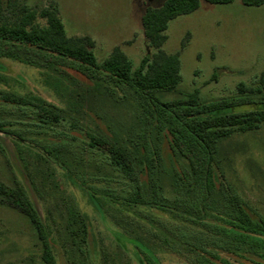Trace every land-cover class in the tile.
I'll use <instances>...</instances> for the list:
<instances>
[{"label": "trees", "instance_id": "obj_1", "mask_svg": "<svg viewBox=\"0 0 264 264\" xmlns=\"http://www.w3.org/2000/svg\"><path fill=\"white\" fill-rule=\"evenodd\" d=\"M205 1L228 4L232 0ZM241 2L251 7L264 5V0ZM198 7V0H164L159 8H147L141 25L151 53L132 68L118 47L98 64L92 52L93 41L88 37L67 36L53 5L38 8L7 0L1 7L0 3V60L51 70L60 67L70 70L84 84L110 83L117 91H129L138 111L135 127L132 125L120 133L97 134L66 119L61 109L40 98L9 94L0 89L1 104L18 113L13 123L0 121V133L14 135L19 143L24 142L26 135L50 133L56 141L43 146V154L63 159L57 162L61 168L91 193L102 192L115 207L133 210L138 206L172 215L179 223L143 216L183 248L189 264H230L220 255L244 254L262 262L264 216L252 209L234 188L221 182L225 179L220 174L218 145L235 134L264 128V71L256 77L254 89L237 86L243 94L237 102L223 100L206 105L200 102L197 92L173 101L159 98L161 92L172 91L180 83L179 54L161 50L168 23ZM51 59L65 61L72 67L56 65ZM3 70L0 65V81ZM115 93L110 89V96ZM254 96L259 99L252 100ZM250 105L254 109L223 113ZM13 126H19L23 134ZM58 128H64L65 138H58ZM164 154L175 158L169 171L162 169ZM64 159L70 160L68 166ZM83 164H89L91 170L84 169ZM165 177L169 195L162 187ZM0 206L17 211L27 220L39 242L42 263L57 264L42 219L19 182H14L13 187L0 182ZM66 218L69 245L81 258L78 264H89L84 218L70 204L66 206ZM108 218L117 226L131 227L133 222L125 216L110 214ZM147 234L155 236L151 231ZM134 240L137 254L145 264H159L146 246ZM160 242L175 250L169 241Z\"/></svg>", "mask_w": 264, "mask_h": 264}, {"label": "rangeland", "instance_id": "obj_2", "mask_svg": "<svg viewBox=\"0 0 264 264\" xmlns=\"http://www.w3.org/2000/svg\"><path fill=\"white\" fill-rule=\"evenodd\" d=\"M6 1L0 0L1 7L5 6ZM16 1L38 8L53 5L67 36L88 37L93 41L92 52L98 64L109 56L113 48L118 47L132 68L137 67L140 60L151 53L143 37L141 18L147 8H159L164 2ZM198 1L199 7L194 12L168 23L166 41L161 50L167 54H179L180 83L172 91L161 92L159 98L173 101L197 92L200 102L206 105L223 100L237 102L243 98L237 86L254 89L256 77L264 71V5L244 6L241 0H232L228 4ZM52 62L64 67L71 66L57 59ZM0 65L4 69L0 81L1 90L9 94L40 98L61 109L66 119H72L88 131L114 134L132 125L135 127L138 111L127 90L117 91L112 84L100 81L98 84H84L70 70L64 69L65 72L60 67L51 70L4 59L0 60ZM73 67L76 68V65ZM112 88L116 92L113 97L109 94ZM258 97L254 96L252 100L257 101ZM252 109V105L242 106L224 110L223 113ZM17 114L0 101L1 122L13 123L18 118ZM18 127L13 126L23 134V130ZM56 132L60 135L58 138L67 135L64 128H58ZM55 141L50 133L26 135L21 143L12 134L0 133V182L7 187H13L14 182H19L24 188L42 219L57 264H78L81 259L67 239L68 204L84 218L85 250L89 264H145L142 256L137 254L134 238L151 251L159 264H189L183 248L174 243L158 225L150 223L143 216L149 215L169 224L179 223L172 215L138 206L133 210L115 207L108 203L102 192L91 193L89 188L61 168L57 162L63 159L43 154L41 148ZM218 156L220 174L225 179L221 182L234 188L252 209L264 216V128L235 134L223 140L218 145ZM162 159V169L169 171L175 158L171 154H164ZM64 160L68 166L70 160ZM81 166L91 170L89 164ZM162 185L164 193L169 195L166 177ZM110 214L129 217L133 220L131 227L115 225L108 218ZM149 231L155 236H149ZM164 239L170 242L171 247L174 245V251L162 245L160 241ZM220 257L230 264L264 262L248 254ZM0 264H43L39 242L27 220L17 211L2 206Z\"/></svg>", "mask_w": 264, "mask_h": 264}]
</instances>
